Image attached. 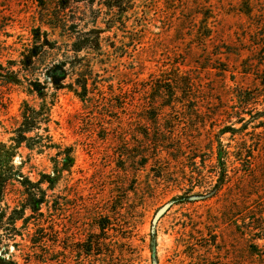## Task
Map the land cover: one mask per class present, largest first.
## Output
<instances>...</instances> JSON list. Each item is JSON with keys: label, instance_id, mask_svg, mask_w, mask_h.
Here are the masks:
<instances>
[{"label": "rangeland", "instance_id": "rangeland-1", "mask_svg": "<svg viewBox=\"0 0 264 264\" xmlns=\"http://www.w3.org/2000/svg\"><path fill=\"white\" fill-rule=\"evenodd\" d=\"M141 1L127 31L135 28L144 49L137 44L123 59L107 57L112 66L103 75L117 85L120 72L133 70L134 85L124 89L129 100L127 116L118 121L104 117L86 109L72 94L59 93L50 130L56 143L74 148L73 173L54 191L46 192L49 210L44 204L26 225L17 216L16 228H7L13 230L12 238L1 232L0 260L16 264H264V130H254L255 124L248 123L245 133L218 132L236 121H223L222 114L240 111L230 98L237 89L263 95L247 113L264 116L260 83L264 75L252 44L264 29V0ZM34 9L35 0H0V62L16 58L15 52H2V48L18 35L28 36ZM194 11L211 17L213 38L204 46L196 40L202 15L196 14L195 27L182 15L191 16ZM116 38L121 40L123 35ZM179 63L194 88L189 91L193 110L188 113L183 107L184 114H175L181 120L178 132L126 133L131 119L134 125L146 124L139 118L152 95L144 91V81ZM23 100L37 103L18 91L0 92V142L9 143L13 136L7 131L19 119ZM218 110L219 115H214ZM191 114L197 116L193 122L188 118ZM212 148L214 153L221 149L223 159ZM29 153L19 151L16 167L24 161L22 172L33 181L39 173H51L50 153ZM234 155L237 159L243 155L242 160ZM228 158L234 165L229 162L223 169ZM21 191L14 182L2 199L4 223L16 217L14 201Z\"/></svg>", "mask_w": 264, "mask_h": 264}, {"label": "trees", "instance_id": "trees-1", "mask_svg": "<svg viewBox=\"0 0 264 264\" xmlns=\"http://www.w3.org/2000/svg\"><path fill=\"white\" fill-rule=\"evenodd\" d=\"M141 4V0H35V9L29 15L31 27L27 32L28 36L18 35L16 41L2 48V52L11 51L17 55L16 58L0 62V92L4 89L18 91L37 103L31 105L28 100L22 101L19 119L7 131L13 136L9 143L0 142V204L10 185L16 182L22 187L20 198L14 201V212L17 214L16 217L15 214L12 215L11 223H4L6 213L0 205V239L1 232H5L8 239L13 237V230L7 228H16L17 216L26 225L29 218L40 214L44 204L49 210L46 192L54 191L60 182L67 181L73 173L76 164L74 148L56 143L50 130L53 122L52 109L59 93L66 91L72 94L86 109L94 110L104 117L118 121L122 120V116H127L128 99L125 98L124 89L133 83L130 77L133 70L127 68L128 70L120 72L122 79L117 85L113 83L115 79H105L103 75L112 66V63L106 61L107 57L115 55L118 59H123L137 44L144 49V40L136 39L135 28L127 31L129 21L139 14ZM199 8L197 6L195 10ZM196 14L203 17L200 20L202 29L196 37L197 45L204 46V42L213 38V28L209 23L211 17L199 11H194L191 16L182 15L185 22L195 24L193 20ZM119 34L123 35V39L116 38ZM125 34L129 36L124 38ZM257 35L253 37L252 44L256 48L254 55L257 67L262 68L264 75V29ZM13 37L15 35H7V38ZM179 66L180 63L163 71L158 78L144 81V91L152 95L151 103H148L139 118V121H145L146 124L134 125L131 119L126 133L178 132L181 120H176L175 114H184L183 107L188 113L193 110L189 106L193 101L189 91L194 88L187 76L182 75ZM260 83L261 91H264V78ZM260 96L263 95L249 89L232 91L230 98L240 106V111H224L223 121L231 122L233 118L236 121L230 126L220 127L218 132L245 133L248 123L255 124L254 130H264V116L255 117L247 113L258 103ZM188 108L190 109L187 110ZM220 112L218 110L213 114L218 116ZM245 114L249 116L248 120L242 118ZM188 118L193 122L197 116L191 114ZM213 120L215 118L211 119V126L214 128L216 125L214 126ZM202 124H206V121H202ZM237 124L241 126L237 128ZM191 126L195 128L193 124ZM105 132L109 133L107 129ZM21 149L29 151V155L33 152L37 155L50 153L51 173H39L36 181L27 177L22 172L25 162L22 161L20 167H16L14 163ZM214 154L223 159L221 149ZM234 156L237 159V155ZM218 158L216 162H221ZM241 158L237 160H242ZM224 160L226 164H223V169H227L229 162L234 165L233 160L229 161L230 158ZM198 187L203 188L201 185ZM26 211L31 212L28 217L25 215ZM105 229L101 227V230ZM0 264L16 263L0 260Z\"/></svg>", "mask_w": 264, "mask_h": 264}]
</instances>
